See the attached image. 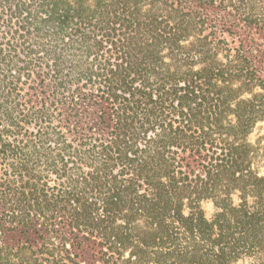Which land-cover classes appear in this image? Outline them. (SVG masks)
<instances>
[{
    "label": "trees",
    "instance_id": "16d2710c",
    "mask_svg": "<svg viewBox=\"0 0 264 264\" xmlns=\"http://www.w3.org/2000/svg\"><path fill=\"white\" fill-rule=\"evenodd\" d=\"M259 122L264 0H0V264H227Z\"/></svg>",
    "mask_w": 264,
    "mask_h": 264
},
{
    "label": "rangeland",
    "instance_id": "374dc122",
    "mask_svg": "<svg viewBox=\"0 0 264 264\" xmlns=\"http://www.w3.org/2000/svg\"><path fill=\"white\" fill-rule=\"evenodd\" d=\"M247 140L253 146V168L260 176H264V122L255 125ZM232 199L235 205L239 203L238 194H234ZM257 201H261L259 208H262L264 206V194ZM248 204L249 206L255 205V199L248 197ZM201 207L208 220H213L214 215L218 212L210 201L202 202ZM254 240L252 248L247 251L240 248L241 243L231 246L232 250L230 251L232 253L228 251V258L231 255L232 259L227 264H264V235L261 234Z\"/></svg>",
    "mask_w": 264,
    "mask_h": 264
}]
</instances>
